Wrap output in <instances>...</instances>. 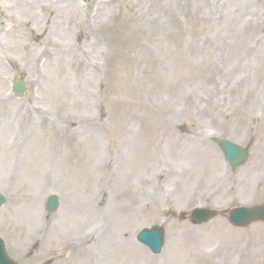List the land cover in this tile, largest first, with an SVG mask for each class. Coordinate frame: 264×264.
<instances>
[{
  "label": "rangeland",
  "instance_id": "obj_1",
  "mask_svg": "<svg viewBox=\"0 0 264 264\" xmlns=\"http://www.w3.org/2000/svg\"><path fill=\"white\" fill-rule=\"evenodd\" d=\"M0 193L17 264H264L228 221L264 203V0H0Z\"/></svg>",
  "mask_w": 264,
  "mask_h": 264
},
{
  "label": "water",
  "instance_id": "obj_2",
  "mask_svg": "<svg viewBox=\"0 0 264 264\" xmlns=\"http://www.w3.org/2000/svg\"><path fill=\"white\" fill-rule=\"evenodd\" d=\"M223 147L225 148V151L228 155V158H230L231 162L236 164L238 162H241L244 160V158L247 156L246 153L243 151L241 147L238 145L227 141V140H221L220 141ZM2 200V197L0 196V201ZM50 202L52 206L50 208H53L56 204V198L50 197ZM198 214L197 218L202 219L207 216H210L213 212L207 211L205 212H195ZM262 218L264 219V206H257L254 208H237L233 209L231 211V220L235 224H246L251 219H258ZM146 241H149L153 246L158 245L160 248L161 241H160V235L156 230L148 232L145 236H143ZM156 246V247H158ZM0 264H14L12 261L8 258L7 254L5 253L4 243L0 239Z\"/></svg>",
  "mask_w": 264,
  "mask_h": 264
}]
</instances>
